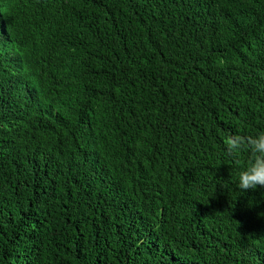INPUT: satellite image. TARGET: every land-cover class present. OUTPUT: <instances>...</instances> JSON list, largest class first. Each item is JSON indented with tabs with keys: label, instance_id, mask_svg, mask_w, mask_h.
Returning a JSON list of instances; mask_svg holds the SVG:
<instances>
[{
	"label": "trees",
	"instance_id": "trees-1",
	"mask_svg": "<svg viewBox=\"0 0 264 264\" xmlns=\"http://www.w3.org/2000/svg\"><path fill=\"white\" fill-rule=\"evenodd\" d=\"M261 131L264 0H0V264H264Z\"/></svg>",
	"mask_w": 264,
	"mask_h": 264
},
{
	"label": "clouds",
	"instance_id": "clouds-1",
	"mask_svg": "<svg viewBox=\"0 0 264 264\" xmlns=\"http://www.w3.org/2000/svg\"><path fill=\"white\" fill-rule=\"evenodd\" d=\"M226 152L235 154L241 148L238 137L227 138ZM251 153V160L237 177V185L241 190L255 189L257 186L264 187V131L251 136L247 140Z\"/></svg>",
	"mask_w": 264,
	"mask_h": 264
}]
</instances>
